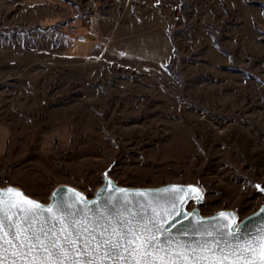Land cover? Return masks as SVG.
<instances>
[{
	"label": "rangeland",
	"instance_id": "obj_1",
	"mask_svg": "<svg viewBox=\"0 0 264 264\" xmlns=\"http://www.w3.org/2000/svg\"><path fill=\"white\" fill-rule=\"evenodd\" d=\"M185 1L0 0V187L92 198L108 172L197 186L204 216L264 205V0Z\"/></svg>",
	"mask_w": 264,
	"mask_h": 264
},
{
	"label": "snow or ice",
	"instance_id": "obj_2",
	"mask_svg": "<svg viewBox=\"0 0 264 264\" xmlns=\"http://www.w3.org/2000/svg\"><path fill=\"white\" fill-rule=\"evenodd\" d=\"M6 191L12 195L5 211L0 191V264H5V251L7 264H264V225L244 238L234 214L223 211L212 225L196 213L183 211V190L154 196L139 212L131 210L134 204L113 203L115 215L103 205H96L93 211L82 196L83 208L73 200L68 209L59 200L43 206L14 188ZM16 215L18 219H11ZM180 216H191V227L174 234L169 218L174 221Z\"/></svg>",
	"mask_w": 264,
	"mask_h": 264
},
{
	"label": "water",
	"instance_id": "obj_3",
	"mask_svg": "<svg viewBox=\"0 0 264 264\" xmlns=\"http://www.w3.org/2000/svg\"><path fill=\"white\" fill-rule=\"evenodd\" d=\"M176 185L179 186V188L173 189L171 186ZM188 186H192V188H189ZM14 188L17 190L18 193H22L24 196H27L31 200H35L34 198L26 195L22 190L12 187V186H6V187H0V191H3L4 194V210L8 211V197L12 194L7 193L8 188ZM120 189H124L126 191L121 192ZM164 189H169V191H161ZM193 189H196L197 191L194 192ZM259 191L264 194V191H262V187H258ZM74 190V191H73ZM182 192V198L180 199V204L183 206V211L188 213H196L200 217H203L205 221L210 222L212 225H215V219L217 218L219 213L222 211H219L213 215L210 216H204L201 214L199 205L203 203V192L201 189H199L197 186L194 185H182V184H169L164 185L157 188H129V187H122L116 184V182L110 177L109 173L106 172L104 174V183L102 186H100L97 190L95 195L92 198H88L86 195H84L81 191L78 189L69 186V185H60L57 186L54 191L52 192L50 201L48 203H42L37 201L39 204L43 206H48L54 204L55 200H59L61 202V206H64L68 209L72 207V201H76V206L83 208L84 205L80 202V197L82 196L87 200L88 207L92 208L93 211H96V205H103L108 208L109 213L111 215H115L117 208L113 207V203L120 205V204H126V205H132L134 204L135 207L131 209L133 212H139V210L142 208L143 203L145 201L151 200L154 196H169L173 193H179ZM79 193L80 196H77L76 194ZM143 193V195H141ZM199 194L201 196V199L197 200L195 196ZM109 197H112V199H109ZM18 199L20 197H17ZM64 201H68V204L65 206L63 204ZM195 202L196 207L192 210H189L188 207L192 202ZM262 210H264V205L260 207L254 214L246 217L243 220H239L236 214L232 211L223 210V212L227 213H233L236 222L240 224L241 227V234L244 238H248L249 236L255 234L257 230L264 225V214H262ZM13 212H16V209H12ZM55 211V209H53ZM125 213L129 211L128 208L124 209ZM11 215V214H10ZM50 215V214H49ZM11 219L16 220L18 219V215L11 216ZM222 219V218H221ZM193 218L191 216H180L176 217L173 221V218H169V223L173 224V233L178 234L182 230L189 229L191 227V223L189 221H192ZM194 222V221H193ZM7 223L8 219H5V231L7 232ZM235 225H233L234 227ZM8 239V237H6ZM3 260L5 264H7L8 260V252L5 251L3 254Z\"/></svg>",
	"mask_w": 264,
	"mask_h": 264
},
{
	"label": "trees",
	"instance_id": "obj_4",
	"mask_svg": "<svg viewBox=\"0 0 264 264\" xmlns=\"http://www.w3.org/2000/svg\"><path fill=\"white\" fill-rule=\"evenodd\" d=\"M180 2H181L180 10H181L182 13H184L186 8H187V3H186L185 0H180Z\"/></svg>",
	"mask_w": 264,
	"mask_h": 264
},
{
	"label": "built area",
	"instance_id": "obj_5",
	"mask_svg": "<svg viewBox=\"0 0 264 264\" xmlns=\"http://www.w3.org/2000/svg\"><path fill=\"white\" fill-rule=\"evenodd\" d=\"M87 23H88L89 25H93L94 22H93L92 20H88Z\"/></svg>",
	"mask_w": 264,
	"mask_h": 264
}]
</instances>
